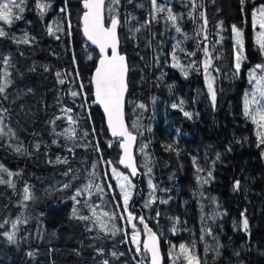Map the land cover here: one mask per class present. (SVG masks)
<instances>
[{
    "label": "trees",
    "instance_id": "obj_1",
    "mask_svg": "<svg viewBox=\"0 0 264 264\" xmlns=\"http://www.w3.org/2000/svg\"><path fill=\"white\" fill-rule=\"evenodd\" d=\"M41 2L51 5L42 16L37 0H25L20 20L11 26L0 22V28L8 33L0 38V82L5 72L11 80L4 94L7 98L0 96V109H7L4 124L16 135L15 139H0V164L19 173L10 178L15 191L0 184V223L8 221L0 233L13 231L11 222L18 217L26 221L17 226L16 243L10 244L0 235V264H103L104 260L109 264H149L142 250L140 214H134L136 228L142 233L139 254L131 235L133 228L124 223L128 215L115 176L128 175L119 166L120 141L110 137L93 98L92 78L100 56L82 33L84 0ZM157 3L171 7L181 17V33L166 20V13L157 14L155 21L141 27L151 18V0H120L113 12L108 9L115 6L109 1L106 6L107 25L112 16L119 19L121 52L129 61L127 121L138 137L136 159L143 175L142 191L135 183L130 210L141 195L135 205L160 236L165 264H173L170 252L175 256L179 245L191 247L193 243L201 264H264V145L256 146L257 128L243 115L244 95L252 87L247 72L264 63L255 44L257 32L251 31L252 13L264 0H244L243 4L241 0H196L194 11L190 0ZM202 6L208 20L207 41L203 34H197L203 23L199 18ZM232 25L243 30L248 57L239 76L234 74ZM136 28L140 31L135 32ZM25 35L28 44L16 42ZM221 37L223 40L216 43ZM178 42L180 47L176 48ZM205 45L213 57H219L213 59V67L219 71L210 70L215 105L203 72ZM173 51L188 72L186 77L172 66ZM5 58L9 59L7 66ZM72 91L78 95L73 97ZM141 103L144 109L137 106ZM173 104L178 107L173 108ZM180 107L192 113V118L185 117ZM57 116L60 119H55ZM53 120L55 124L50 123ZM65 130L69 131L61 135ZM167 145H173L179 156L166 150ZM17 146L24 151L15 152ZM192 157L204 171L196 172ZM57 158L67 162L57 163ZM209 170L213 178L207 184L198 183L197 175L206 177ZM0 176L9 179L4 173ZM149 179L155 191L149 188ZM89 180L91 191L78 197L80 204H74L69 197ZM237 180L241 187L234 190ZM69 182L71 188L59 190ZM25 186L35 197L26 202L22 200ZM150 199L153 202L146 207ZM85 200L107 225L106 231L93 222L96 217L84 206ZM74 206L91 219L72 218ZM105 212L114 219L109 220ZM243 218L248 220L247 232L242 230ZM203 228L211 229L213 235H207ZM213 237L222 245L219 256L212 250L217 243ZM206 246L210 249L207 254ZM98 249H103V255ZM176 264H186L183 256Z\"/></svg>",
    "mask_w": 264,
    "mask_h": 264
},
{
    "label": "snow or ice",
    "instance_id": "obj_2",
    "mask_svg": "<svg viewBox=\"0 0 264 264\" xmlns=\"http://www.w3.org/2000/svg\"><path fill=\"white\" fill-rule=\"evenodd\" d=\"M131 2V0H129ZM110 5H113L115 7H110L108 9L109 12H113L116 10V7L119 6L120 0H109ZM192 10L194 11L197 8L196 0H190ZM244 3V0H241V4ZM25 0H0V22L3 24H6L8 26H11L14 21L20 20L22 18V14L25 11ZM104 5L105 0H84V7L87 9V11L84 14L83 20H84V35L87 37L88 40L92 42V44H95L100 49V60H99V67L95 70V76L93 77L92 83L95 86V98L96 103H99L103 106L104 112L107 116L108 121V127L111 130V133L114 137H122L123 143H121V147L124 149L125 158L120 161V163L125 164L126 167H129L131 169V172L133 175L137 173V169L132 163V156L130 153V147L132 145V142L135 141L136 137L132 134L131 131L128 130L124 123V113H123V105H124V97L125 93L127 92V83H126V74L129 71L126 58L124 55L119 54L118 52V36H117V27L119 25V19L117 16L111 17V26L106 28L103 23V12H104ZM152 5V14L150 20H146L144 24L141 25V27H147L152 21L156 20L157 14L160 13H166V20L170 22L171 26L175 29L176 33H181L182 29L179 26L178 21L181 19L178 15L173 13V10L171 7L167 5H161L157 3V0H151ZM37 9L39 10L40 15L42 16L48 8L51 7L48 3H43L41 0H37L36 4ZM61 11H64V9H61ZM189 17H192V11L188 13ZM253 16V28L255 29L257 26L259 27V31L256 34L255 44L258 47V50L262 56H264V5H261L255 12L252 13ZM199 18L203 21L198 35L203 34V40H208L207 35V24L208 20L205 16L204 12L201 11L199 13ZM219 28L223 30V22H220ZM49 33L52 34V28H49ZM57 31L60 30L59 26L57 25ZM140 28H136L135 32H139ZM231 33L232 38L234 41V69H235V75L239 76L241 73L242 65L247 61L248 57L245 55V41H244V32L241 28H238L236 25L231 26ZM8 33L3 29L0 28V38L7 37ZM14 40H16L15 37H12ZM185 39H188L187 35H185ZM223 40V37H221L220 41H216V43H220ZM18 43H24L28 44L29 39L27 35L23 37V39L16 40ZM176 48L180 47V42H178L175 45ZM108 49H111V54H108ZM183 51V49H180ZM205 55V59L203 61V72L205 74V78L208 82V92L210 95V98L212 100L213 105H215L216 100V92L213 87V81L214 77L211 76V71L218 72V68L213 67V59H218L219 57H213L212 54L209 52V49L207 45L202 49ZM213 51H215V45H213ZM189 55H194V53H189ZM89 59L91 57L89 56ZM172 60H173V67L179 68L181 73L186 77L188 75V72L185 70L184 66H182L178 58L176 56L175 51L172 53ZM4 65L9 64V59L5 58L3 60ZM191 67V65H190ZM47 70V69H45ZM200 69L198 68L197 71ZM211 70V71H210ZM10 74L5 72L4 73V80L3 82H0V96H4L6 99L7 97L4 95L6 92V88L11 84V80L8 79V76ZM57 77H59L61 74L57 72ZM247 78L248 83L250 85H253V90L251 92H245L244 95V102H243V115L246 119H249L257 128L256 131V137H257V144L256 146L259 148L261 145H264V63H257L252 68H250L247 72ZM61 84L64 83V80L61 79L59 81ZM81 88H83V85H81ZM71 95L73 97H76L78 93L76 91H72ZM181 105H183V101L180 102ZM139 108L144 109L146 106L144 104L137 105ZM173 108L178 107L176 104L172 105ZM180 110L183 112V115L189 119L192 118V113L184 111L182 107H180ZM65 112H70L71 109H65ZM7 112V109H0V139H3L5 136H8L10 139H15L16 135L15 132L4 124V113ZM55 119H60L59 116H57ZM69 120L71 121V117H69ZM72 123H75V121H71ZM50 123L55 124V120L50 121ZM133 127H136L135 124H133ZM5 128H7V132H5ZM69 130H65V133H61V135H64ZM85 136L88 135L87 132L84 133ZM9 147H12L11 144L8 145ZM37 150L39 149V144L36 145ZM166 150L168 151H175L176 155L179 156V151H177L173 145H167ZM231 149L229 148V151ZM14 151L17 153H22L24 150L21 146H17L14 148ZM71 151V149H70ZM261 157L264 158V149L261 151ZM217 159H219V154H217ZM57 163L61 162H67L60 161L59 158H57ZM110 163V162H109ZM192 164L196 170V172L199 174L202 171H204L203 168H201L198 163L196 157H192ZM147 166V165H145ZM95 167V165H93ZM71 170H69L70 172ZM148 171L151 172V168H148ZM113 172L115 173V169H113ZM0 173L6 174L9 179L5 180L3 176H0V184H7L10 188H12L15 191V183L10 179L14 175H19V173H13L8 168H6L3 164H0ZM65 175H68V173H65ZM90 176H94V173H90ZM117 177L119 180L125 181V183H120V189L123 196V205L124 210L127 211L129 199L131 197V188L133 185L131 184V181L128 180L127 177H122L117 174ZM212 171L209 170L207 172L206 177H200L197 175V182L201 185L207 184L212 179ZM148 186L149 188L153 189L155 191V185H153L152 180H148ZM71 183H64L63 186L59 189L60 191H63L65 189L71 188ZM93 187V183L91 180L84 185L82 188H76L74 191V194L69 197L74 204H80V200L78 197L83 196L84 193L90 192ZM241 187L240 181L237 180L234 183V190H239ZM97 190L99 191V187L97 186ZM203 195V193H201ZM34 195L31 192L30 188L28 186H25L23 188V196L22 200L24 202L34 199ZM214 200V198H213ZM153 200H149L146 203V207L149 206ZM166 203V201H162ZM84 206L88 207L92 210V215L96 217L94 223H98L100 226V229L102 231L107 230V225L103 223L100 220V217L96 215V212L94 209H92V206L85 200ZM105 216L109 218V220L114 219L112 215L105 212ZM158 215V214H157ZM216 215H221L220 213H216ZM243 216V213L241 214ZM72 218L79 219L81 221H88L91 219L88 215H81L79 212V209L77 207L72 208ZM129 221L133 219L131 214L128 216ZM203 220L204 217H201ZM140 223L144 224L143 217L139 218ZM26 221L22 220L20 217H18L16 220L11 222V228L13 231H5L3 233H0V235H3L7 241L12 244L16 243V230L17 226L20 223H24ZM8 223L7 220L4 221V223H0V228L4 227V224ZM242 230L247 232L248 231V220L247 218L242 219ZM134 228V234H133V242L137 243V252L140 251L137 236L138 233L135 232V225H133ZM145 228L147 229V225H145ZM91 230V229H89ZM148 231V241L144 243V250L146 252H149L151 254V264H161V256H160V249H159V242L157 239V236L155 233H153L150 229ZM175 231V229H173ZM203 232H205L207 235L212 236V231L209 228H203ZM201 240L204 239V236L200 237ZM217 241L216 246L214 249L215 255H220V248L222 245L219 244V240L217 237H213ZM209 247H205V253L209 251ZM173 252H175V248H173ZM98 253L103 255V249H98ZM29 256L32 255V253H28ZM113 256H116L117 254L115 252L112 253ZM239 255V253H237ZM170 256L173 258V264H176V259L179 256H183L184 260L186 261V264H201V259L196 255L195 253V244L191 247L186 246L184 244L179 245V252L176 253L175 256H173V253L170 252ZM103 264H109L108 260H104ZM204 264H207L205 261Z\"/></svg>",
    "mask_w": 264,
    "mask_h": 264
},
{
    "label": "water",
    "instance_id": "obj_3",
    "mask_svg": "<svg viewBox=\"0 0 264 264\" xmlns=\"http://www.w3.org/2000/svg\"><path fill=\"white\" fill-rule=\"evenodd\" d=\"M109 0H105V5H104V12H103V23H104V26L106 28L110 27L111 26V22L109 23V25H107L106 23V6H107V3H108ZM83 10H84V14L85 12L87 11V9L84 7V2H83ZM84 14L82 16V21H81V24H82V33H83V36L86 40V42L88 43V45H90L91 47H93L95 50H97V52L99 53V56H100V49L95 45V44H92V42L90 40L87 39V37L84 35V20H83V17H84ZM205 14V13H204ZM119 31H120V23L117 27V36H118V40H119V44H118V52L119 54L121 55H124L125 58H126V63H127V66H128V69L129 71L127 72L126 74V83H127V92L125 93V97H124V105H123V113H124V123L126 125V127L128 128V130L130 131V128H129V125H128V121H127V99H128V95H129V91H130V88H129V76H130V68H129V61H128V57L123 54L121 52V42H120V37H119ZM108 54L110 55L111 54V49H108ZM100 60V58H99ZM97 67H99V61H98V65ZM95 76V72L93 74V77ZM93 80V78H92ZM92 87H93V98L94 100L96 101V98H95V86L94 84L92 83ZM96 103V102H95ZM96 105L101 109L102 111V114L105 118V121H106V127L109 131V135L112 139H116L118 141H120V145L121 143H123V138L122 137H114L111 133V130L109 129L108 127V121H107V116L104 112V109H103V106L100 105L99 103H96ZM136 139L134 142H132V145L130 147V153H131V156H132V163L134 164V166L136 167L137 169V173L135 175L132 174L131 172V169L129 167H126L125 164H122L120 163V161L122 159L125 158V153H124V149L120 146V151H121V157H120V161H119V166L121 169L127 171L128 175L130 176V178L132 179V181L136 184H138V188L140 191H142V188H143V185H142V179H143V175H142V172L140 171L139 167H138V164H137V159H136V150H137V146H138V137L137 135H135L134 133H132ZM142 199V196L139 195L137 196V199H136V202L135 204H138V202ZM133 205V211L134 212H137L140 214V217H143L144 219V224H141L140 223V220L138 219L139 223L142 225L143 229H144V232H143V242H142V250L148 255V258H149V264H151V254L149 252H146L144 250V243H146L148 241V229H150L153 233L156 234L157 236V239H158V242H159V249H160V256H161V264H165V255H164V251H163V247H162V242H161V239H160V236L158 235V233L148 224L147 220L145 219V216L142 212V210L140 208H137L136 205ZM139 217V218H140ZM145 225H147V229L145 228Z\"/></svg>",
    "mask_w": 264,
    "mask_h": 264
},
{
    "label": "rangeland",
    "instance_id": "obj_4",
    "mask_svg": "<svg viewBox=\"0 0 264 264\" xmlns=\"http://www.w3.org/2000/svg\"><path fill=\"white\" fill-rule=\"evenodd\" d=\"M202 8H203V12L205 13V16L207 17V15H206V11L204 10L205 8L202 6ZM109 25V24H108ZM258 27V26H257ZM206 31H208V35H209V30H208V26H207V29H206ZM212 41V40H211ZM245 41V40H244ZM253 90V85H252V87H251V89H250V91H248V92H251ZM117 174H119V173H116L115 174V176L117 177ZM119 176H122V177H127L128 178V180L129 181H131V184L133 185V187L131 188V197H130V199H129V203H128V207H127V215L129 216V214H131V216L133 217V219L131 220V221H129V219L128 220H125L124 219V223L125 224H129L132 228H133V225H135V222H134V219H135V213H132L131 211H132V209L130 210V206H131V202H132V200H133V198H134V196H135V183L132 181V179L130 178V176L129 175H121V174H119ZM117 181H118V187H119V190H120V192H121V189H120V183H125V181H122V180H119L118 179V177H117ZM123 197V196H122ZM120 214H121V217H122V215H123V213H122V211L120 212ZM135 232L136 233H138V236H137V241H138V245H139V248H140V243H141V239H142V233L139 231V230H137V228H136V225H135ZM133 234H134V228H133V231H132V233H131V235H132V238H133ZM134 245H135V251H136V253L137 254H139V252H137V243H134Z\"/></svg>",
    "mask_w": 264,
    "mask_h": 264
},
{
    "label": "flooded vegetation",
    "instance_id": "obj_5",
    "mask_svg": "<svg viewBox=\"0 0 264 264\" xmlns=\"http://www.w3.org/2000/svg\"><path fill=\"white\" fill-rule=\"evenodd\" d=\"M252 1H253V0H252ZM260 6H261V5H257L256 8H255V10H254V12H255ZM251 31H252V33L254 34L255 32H258V31H259V27H256V28L254 29V28H253V23H252V25H251ZM132 209H133V207H132ZM132 212L136 214V212H134L133 210H132Z\"/></svg>",
    "mask_w": 264,
    "mask_h": 264
}]
</instances>
